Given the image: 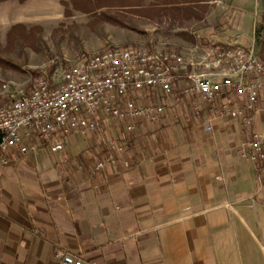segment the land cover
Wrapping results in <instances>:
<instances>
[{
    "label": "crops",
    "instance_id": "1",
    "mask_svg": "<svg viewBox=\"0 0 264 264\" xmlns=\"http://www.w3.org/2000/svg\"><path fill=\"white\" fill-rule=\"evenodd\" d=\"M231 18L228 34H214L221 21L194 32L226 42L240 35L254 46L241 34L244 16ZM179 52L203 72L195 66L201 54ZM186 84L182 78L161 100L157 122L137 121L132 135L121 123L105 134L126 145L129 168L119 160L89 175L107 157L95 137L101 122L57 156L47 143L37 154L12 151L0 164V264H60L58 252L95 264H264V171L241 158L251 132L264 130V115L252 128L211 120L203 104L196 115L181 95ZM142 95L160 102L153 90Z\"/></svg>",
    "mask_w": 264,
    "mask_h": 264
},
{
    "label": "built area",
    "instance_id": "2",
    "mask_svg": "<svg viewBox=\"0 0 264 264\" xmlns=\"http://www.w3.org/2000/svg\"><path fill=\"white\" fill-rule=\"evenodd\" d=\"M191 36L192 51H202L195 65L203 69L200 73L193 72V64L177 50L113 47L80 59L56 83L38 80L32 92L0 106V164L10 163L12 151L37 154L42 143L50 144L57 156L69 138H88L106 117L123 123L125 132L132 135L137 121L154 123L164 115L163 101L174 95L182 78L187 84L181 95L192 103L196 115L203 104L211 120L228 117L252 128L259 115H264V59L254 46H243L240 35L227 42L197 32ZM145 90L155 91L160 102L143 101ZM99 147L107 157L96 163L90 176L119 160L124 168L130 167L128 160H122L126 145L103 139ZM241 158L264 171V130L251 132ZM259 181L263 186L261 177ZM58 255L60 264H95L63 252Z\"/></svg>",
    "mask_w": 264,
    "mask_h": 264
},
{
    "label": "rangeland",
    "instance_id": "3",
    "mask_svg": "<svg viewBox=\"0 0 264 264\" xmlns=\"http://www.w3.org/2000/svg\"><path fill=\"white\" fill-rule=\"evenodd\" d=\"M139 4V0L0 2V106L32 92L40 79L58 82L63 71L90 54L113 47L193 48L192 32L212 31L209 27L221 21L223 29L214 34H228L227 22L235 15L244 16L241 34L261 49L264 0H210L200 20L177 9L159 12L153 1ZM100 122L101 130L95 134L100 141L106 133L121 130L112 118Z\"/></svg>",
    "mask_w": 264,
    "mask_h": 264
},
{
    "label": "trees",
    "instance_id": "4",
    "mask_svg": "<svg viewBox=\"0 0 264 264\" xmlns=\"http://www.w3.org/2000/svg\"><path fill=\"white\" fill-rule=\"evenodd\" d=\"M6 0H0L3 2ZM140 4L145 0H139ZM153 1L156 5L157 11H162L163 8L177 9L178 11L184 12L189 18L200 20L202 13L205 12L206 5L210 0H149ZM139 4V5H140ZM137 5V6H139ZM181 9V10H180ZM187 17V18H188ZM260 58L264 59V37L261 42ZM12 104V103H11ZM10 105V104H8Z\"/></svg>",
    "mask_w": 264,
    "mask_h": 264
}]
</instances>
